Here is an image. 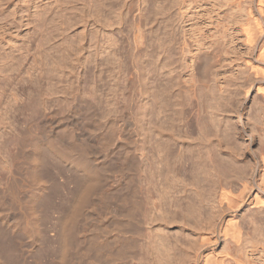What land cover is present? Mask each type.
I'll use <instances>...</instances> for the list:
<instances>
[{
  "label": "rangeland",
  "instance_id": "1",
  "mask_svg": "<svg viewBox=\"0 0 264 264\" xmlns=\"http://www.w3.org/2000/svg\"><path fill=\"white\" fill-rule=\"evenodd\" d=\"M56 1L10 0L0 12V261L183 264L221 214L209 219L207 202L208 219L188 213L207 200L209 154L224 181H239L264 147V97L245 60L258 0ZM254 210L237 214L247 239L237 256L264 264V211Z\"/></svg>",
  "mask_w": 264,
  "mask_h": 264
},
{
  "label": "bare ground",
  "instance_id": "2",
  "mask_svg": "<svg viewBox=\"0 0 264 264\" xmlns=\"http://www.w3.org/2000/svg\"><path fill=\"white\" fill-rule=\"evenodd\" d=\"M8 2H10V0H0V12L3 11L5 8L3 6V4H7ZM63 1H60V0H57L55 3H57V5L55 4V6H58L61 8V4ZM6 7V6H5ZM63 7V6H62ZM57 8V7H56ZM7 9V8H6ZM63 9V8H62ZM7 11V10H6ZM9 11V10H8ZM13 11V10H12ZM10 11V13L12 12ZM15 11V10H14ZM60 13L61 10H57ZM4 12V11H3ZM42 13V12H41ZM47 13V12H46ZM2 14V13H0ZM9 14V13H8ZM13 13H11L12 15ZM58 14V13H57ZM41 15V14H40ZM59 15H62L59 14ZM247 24L245 25L244 27V31H245V34H246V37H247V41L249 43V46L251 48V54H250V57H247L245 60H246V65L250 68V70L255 74V76H257L258 78L256 79L257 80V83L255 84V87L257 89L258 92L262 93V96L264 97V26L262 24V17H264V3H263V0H258L257 1V4H256V9H252V7H248L247 9ZM57 16V15H56ZM41 17V16H40ZM59 17V16H58ZM61 17V16H60ZM59 17V18H60ZM43 18V17H42ZM63 18V17H62ZM62 18L60 22H62ZM8 20V19H7ZM45 20V19H44ZM56 20V22L58 23V21ZM55 24V23H54ZM59 24V23H58ZM61 26H63V24L60 23ZM56 26V25H55ZM58 26V25H57ZM56 26V27H57ZM61 26H58L61 27ZM55 27V29H56ZM57 28V29H58ZM63 29V27L61 28ZM58 32V31H57ZM62 30L60 31V34L63 35L62 33ZM258 33H261V40L256 42L255 41V37ZM58 34V33H57ZM59 37H61L60 35H58ZM61 44V43H60ZM252 50H253V53H252ZM60 54V53H59ZM57 54V55H59ZM58 57V56H57ZM61 58V57H60ZM59 58V59H60ZM57 59V58H56ZM57 59V60H59ZM62 60V59H61ZM60 60V61H61ZM59 61V62H60ZM58 62V61H57ZM59 66L61 65V63H58ZM160 112H162L160 110ZM163 112H164V109H163ZM162 112V113H163ZM162 115V114H161ZM32 118V117H31ZM29 122V121H28ZM193 124V123H191ZM195 125V124H194ZM31 126V125H30ZM191 126V125H190ZM193 126V125H192ZM196 126V125H195ZM209 126V125H208ZM30 128V127H29ZM28 128V129H29ZM190 130H191V127H189ZM193 129V132L194 131V127H192ZM32 129V128H30ZM196 129V128H195ZM209 129V128H208ZM26 130V129H25ZM164 130V129H163ZM203 131V128H201V132ZM246 131V130H245ZM34 132V131H33ZM32 132V133H33ZM187 132H188V129H187ZM24 133V132H23ZM27 133V132H26ZM30 133V131H29ZM161 133H162V128H161ZM204 135H206L205 133L207 132H202ZM201 133V134H202ZM245 133V132H244ZM38 134V133H37ZM163 134V133H162ZM173 134V133H172ZM209 134V132H208ZM243 134V133H241ZM240 134V135H241ZM32 135V134H31ZM36 135V134H34ZM246 135V134H245ZM38 136V135H37ZM189 136L192 137V134L190 135L189 133ZM40 137V135L38 136ZM56 135H51V133L47 134L45 136V140H46V144L48 146V149L49 151L51 152H56L58 150V148L56 147L55 143L58 141H55L54 139H56ZM201 137H203V135H201ZM200 137V139H202ZM244 137V136H243ZM36 139V138H35ZM40 138L36 140L35 144H34V149L37 151L39 149V145H38V142H39ZM21 141V140H20ZM19 141V142H20ZM203 140H201L202 142ZM205 141V140H204ZM220 142V141H219ZM218 142V143H219ZM59 143V142H57ZM207 143V142H206ZM217 143V144H218ZM202 144H205L204 142H202ZM216 144V145H217ZM206 145V144H205ZM219 145V144H218ZM217 145V146H218ZM208 147V146H207ZM215 148V147H214ZM264 148V147H263ZM262 148V151L260 154V156H254V158H252V160L254 159V171L252 173V175L250 177L248 176H245V178H241L239 181H234L230 178V176L228 178L230 179H227L226 177V181H224L222 179V176L223 174L221 173L222 169L223 168H220L221 166L220 165H217L219 164L218 162H216V157L218 156V154L216 155V151H213L211 148H208V149H211L212 152L215 154L213 155H216L215 158L211 157L212 155L209 154V152L207 153V151L205 152L207 155L209 154V159L208 161L205 163V161L207 160V158L204 156L203 158H206L203 159L201 157H199V159L201 158L202 161L206 164H204L205 166L203 167V165L201 166V171H204V178L202 179H199V184H201V187L205 190L204 193L206 192V194H204V196L206 195L207 196V200L206 198H201L197 197L196 193H194L195 191L192 189L194 186H192V188H188L189 190H191V192H193L197 197L198 199H196L197 203H194L196 204V207L193 206L192 204V207L189 206V214L193 213L192 216L190 215L189 217L193 218L194 221L196 220H199V217L200 215L202 216L201 213V210H203L202 208H204L203 206V203H206L209 207H211V210H210V217L209 219H212L211 216L213 217L215 215L214 212H218L219 210V213H221L218 217L219 220H217L214 224H209L211 226H207V227H211L210 229L207 228V227H203V228H196L198 229V233H197V238L195 239V242L198 243L197 247L198 248H195L194 246H191V248L193 250H196V255H188L186 256L187 257V261H185L183 264H246L242 261V259H240L237 255H240V252L238 251H241L243 249V244L245 243V241H247L246 237H244V234H243V231H242V226H241V222L240 220L238 219V212L243 208L244 205L246 204H249L250 206H252L257 212H262L264 211V149ZM187 149L189 148H186V151H188ZM207 149V148H206ZM207 149V150H208ZM216 149H218V147H216ZM192 150V149H190ZM189 150V151H190ZM233 150V149H232ZM188 151V152H189ZM220 151V150H219ZM192 152V151H191ZM189 153V155L192 153ZM218 152V150H217ZM15 153V152H14ZM13 153V154H14ZM17 154V153H16ZM194 154V152H193ZM253 155V154H252ZM187 156V155H185ZM198 155H196V158H197ZM236 156V155H234ZM239 156V155H238ZM195 157V156H193ZM208 157V156H207ZM220 157V156H219ZM231 157V156H230ZM170 158V157H169ZM182 158V156H181ZM191 158V157H190ZM222 158V157H221ZM183 159H184V156H183ZM226 159V158H225ZM238 159V158H237ZM176 160V159H175ZM224 160V159H223ZM222 160V161H223ZM236 160V159H235ZM182 162H180V160L178 161L179 164L181 163L180 166H182L180 170H183L182 172H184L185 174H187L188 172H191L190 168L191 167V161L188 159L185 158V160H181ZM218 161V160H217ZM226 161V160H225ZM224 161V162H225ZM238 161V160H237ZM171 162V161H170ZM169 162V163H170ZM175 162V161H174ZM177 162V160H176ZM232 162V161H231ZM230 162V163H231ZM250 162V161H249ZM168 163V164H169ZM217 163V164H216ZM248 163V162H247ZM253 163V162H252ZM224 164V163H223ZM228 164V163H226ZM233 164H234V161H233ZM171 165V163L169 164ZM178 165V164H177ZM235 165V164H234ZM233 165V169H235L234 167H237L238 165V162L237 164L234 166ZM220 166V167H218ZM228 166V165H227ZM232 166V165H231ZM207 167V169L205 168ZM226 167V166H225ZM224 167V168H225ZM229 167V166H228ZM228 167H226V169H228ZM240 167V166H239ZM252 167V166H251ZM205 168V169H204ZM175 169V168H174ZM179 169V168H178ZM224 169V170H226ZM231 169V168H230ZM229 169V170H230ZM233 169L230 171L229 174H233L231 173L233 171ZM238 169V168H237ZM241 169V168H240ZM228 170V171H229ZM239 170V169H238ZM243 170V169H242ZM228 171L225 173L228 174ZM240 171V170H239ZM181 172V173H182ZM193 172V171H192ZM235 172V171H234ZM237 172V171H236ZM178 174V173H177ZM184 174V176H185ZM226 174V175H227ZM228 174V175H229ZM237 174V173H236ZM234 174V176L236 175ZM183 175V174H182ZM189 175V174H188ZM239 175V174H238ZM237 175V177H238ZM242 175V174H241ZM190 176V175H189ZM188 176V177H189ZM194 176V175H193ZM179 177V176H178ZM181 177V176H180ZM236 177V176H235ZM184 178V177H183ZM190 178V177H189ZM195 178V177H194ZM92 179V178H91ZM181 179V178H180ZM185 179V178H184ZM178 180V179H177ZM183 180V179H182ZM190 179H188L186 181H184V187L187 188L188 186H191V183L193 184V180L191 179V182L189 181ZM91 181V180H90ZM89 181V182H90ZM88 182V181H87ZM86 182V183H87ZM182 183V181H181ZM89 184V183H88ZM85 185V183H84ZM87 185V184H86ZM93 185V183L91 184ZM183 187V189H184ZM85 188V187H84ZM132 188V187H131ZM187 190V189H185ZM188 190V191H189ZM86 191V190H85ZM83 191V192H85ZM184 193V191H183ZM191 193V195L193 194ZM82 194V192H81ZM185 194V193H184ZM187 194V193H186ZM198 196L200 195V193H198ZM15 195V194H14ZM84 195V194H83ZM82 195V196H83ZM189 196V195H188ZM187 196V197H188ZM194 196V195H193ZM84 197H86V195H84ZM190 197V196H189ZM81 198V197H80ZM79 200V199H78ZM195 200V199H194ZM204 200H206L204 202ZM80 201H83V200H80ZM79 201V204H81V202ZM85 201V200H84ZM83 201V202H84ZM82 202V203H83ZM131 203V202H130ZM181 203V202H180ZM183 203V202H182ZM193 203V202H192ZM77 204V205H79ZM132 204V203H131ZM191 204V203H190ZM189 204V205H190ZM135 205V204H134ZM206 206V205H205ZM79 207V206H78ZM183 208V207H182ZM197 208V209H196ZM219 209L218 211L216 210ZM210 209V208H209ZM191 212V213H190ZM203 213V212H202ZM188 214V215H189ZM211 214H214V215H211ZM247 214V213H246ZM251 214V213H250ZM254 213H252L253 215ZM258 214V213H257ZM187 215V214H186ZM256 215V214H254ZM205 217V215H203ZM202 216V217H203ZM216 216V215H215ZM201 217V218H202ZM207 217V216H206ZM205 217V218H206ZM251 217V216H249ZM257 217V216H256ZM191 218V219H192ZM204 218V219H205ZM216 218V217H215ZM203 219V218H202ZM203 219V220H204ZM208 219V217H207ZM257 218H251L249 221L250 223H252L253 225V229L258 231L259 230V225L258 224V219L256 221ZM30 220V219H29ZM214 220V218H213ZM212 220V221H213ZM211 221V222H212ZM248 221V220H247ZM197 222V221H196ZM195 222V223H196ZM208 222V221H206ZM260 223V222H259ZM30 224L31 221H30ZM200 223L198 222V225ZM27 225L29 226V223L27 222ZM208 225V224H207ZM259 225V226H257ZM251 226V225H250ZM201 227V226H200ZM262 227V226H261ZM32 228V227H31ZM196 231V232H197ZM255 231V232H256ZM193 233V231H192ZM253 233V232H252ZM1 234V233H0ZM221 238H224L226 241H228V245H230L229 243H231V246H227L224 250L222 251H217V249L214 246V244H218L220 239ZM1 239V238H0ZM252 241V239H250ZM249 242V241H248ZM247 242V243H248ZM254 242V241H253ZM250 243V242H249ZM195 244V243H193ZM227 244V243H226ZM2 242L0 240V248L2 247ZM246 244H244L245 246ZM263 246V245H262ZM4 247V246H3ZM195 248V249H194ZM241 248V249H240ZM4 249V248H2ZM1 251H4V250H0V253ZM6 252V251H5ZM4 252V253H5ZM3 254V253H2ZM1 254V255H2ZM9 254V253H8ZM5 255V254H4ZM10 257V256H9ZM1 260H2V256L0 257ZM5 261V259H4ZM5 262H1L0 261V264H2Z\"/></svg>",
  "mask_w": 264,
  "mask_h": 264
}]
</instances>
